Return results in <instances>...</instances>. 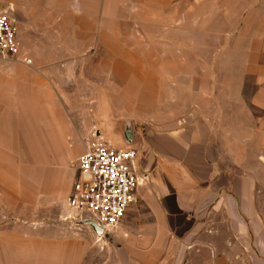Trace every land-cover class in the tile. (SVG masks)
Wrapping results in <instances>:
<instances>
[{
	"label": "crops",
	"instance_id": "crops-1",
	"mask_svg": "<svg viewBox=\"0 0 264 264\" xmlns=\"http://www.w3.org/2000/svg\"><path fill=\"white\" fill-rule=\"evenodd\" d=\"M0 12L20 44L0 61V264L109 261V240L68 207L92 140L69 89L95 63L117 118L149 113L148 182L111 231L117 263L264 264V0H0Z\"/></svg>",
	"mask_w": 264,
	"mask_h": 264
},
{
	"label": "built area",
	"instance_id": "built-area-1",
	"mask_svg": "<svg viewBox=\"0 0 264 264\" xmlns=\"http://www.w3.org/2000/svg\"><path fill=\"white\" fill-rule=\"evenodd\" d=\"M20 53L17 28L6 12H0V61ZM139 156L100 141H89L79 158V176L68 207L76 217H85L110 233L120 226L128 211L138 204V190L148 182L139 172Z\"/></svg>",
	"mask_w": 264,
	"mask_h": 264
},
{
	"label": "rangeland",
	"instance_id": "rangeland-1",
	"mask_svg": "<svg viewBox=\"0 0 264 264\" xmlns=\"http://www.w3.org/2000/svg\"><path fill=\"white\" fill-rule=\"evenodd\" d=\"M80 69L89 70L90 65L86 67V65L83 64L79 70ZM93 70V79H78L75 86L69 89L70 95L68 97H70L71 102L68 107L71 110V114L78 119L80 128L87 129L92 133L91 142L100 141L118 149L134 150L138 153V165H140V150L149 144V113L148 111L139 112L140 118H143L142 120L145 124L141 123L140 121L142 120L140 119L132 120L126 116L123 118H117L116 112L111 110L110 106L107 104V99L102 93V84L106 83V80L101 76L99 64L95 63ZM139 172L141 175L146 176L142 171H140V166ZM146 184L147 183L143 186ZM76 218L79 225H81V222L85 220V217L82 218L79 216ZM223 231H225L224 225L222 226V232ZM115 234L116 233L110 232L108 239L99 236V244H101L104 239L109 240L110 258L108 263L99 258L95 260V264H118L116 259L117 241L115 240Z\"/></svg>",
	"mask_w": 264,
	"mask_h": 264
},
{
	"label": "water",
	"instance_id": "water-1",
	"mask_svg": "<svg viewBox=\"0 0 264 264\" xmlns=\"http://www.w3.org/2000/svg\"><path fill=\"white\" fill-rule=\"evenodd\" d=\"M81 225L90 228L95 234H97L100 237H104L107 239L109 238V232L106 233L103 228L99 227L96 223L92 221H89V220L83 221L81 222Z\"/></svg>",
	"mask_w": 264,
	"mask_h": 264
}]
</instances>
